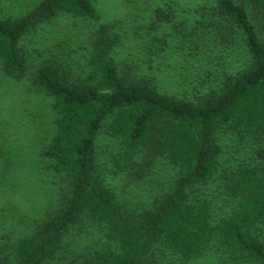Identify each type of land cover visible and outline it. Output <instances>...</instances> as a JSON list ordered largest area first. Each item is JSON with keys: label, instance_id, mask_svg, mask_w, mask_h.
<instances>
[{"label": "trees", "instance_id": "16d2710c", "mask_svg": "<svg viewBox=\"0 0 264 264\" xmlns=\"http://www.w3.org/2000/svg\"><path fill=\"white\" fill-rule=\"evenodd\" d=\"M200 9L197 14L207 21L196 18L189 32L197 34L206 23L213 42H241L244 66L181 98L123 72L108 25L100 26L92 44L97 82L69 79L52 61L31 72L24 38L59 14L94 18L92 0H41L20 18L0 19L1 69L16 80L30 73L32 85L50 99L54 133L42 156L70 187L64 206L17 243L12 260L0 246V264L54 261L64 238L84 220L105 227L111 248L94 251L83 264H150L148 258L164 252L191 261L212 248L229 264H264V0H216ZM255 13L261 15L260 30ZM101 132L120 140L129 155L147 148L175 170L170 189L140 215L126 213L99 168ZM223 136L236 144L250 138L257 147L250 164L233 161L223 176L230 209L215 220L198 193L217 173Z\"/></svg>", "mask_w": 264, "mask_h": 264}, {"label": "rangeland", "instance_id": "374dc122", "mask_svg": "<svg viewBox=\"0 0 264 264\" xmlns=\"http://www.w3.org/2000/svg\"><path fill=\"white\" fill-rule=\"evenodd\" d=\"M41 0H0V19L20 18ZM95 17L82 19L59 14L23 40L31 72L52 61L72 80L97 82L92 66V44L102 25L117 37L113 56L123 72L145 77L169 97H192L214 86L225 75L244 66V45L239 41L213 42L209 28L195 26L201 9L216 0H92ZM202 12V11H201ZM260 30L261 15L252 16ZM91 78V79H90ZM55 112L51 101L31 82L7 77L0 65V246L12 260L20 240L29 238L42 221L66 203L70 187L64 174L54 172L42 156L54 133ZM222 141L223 156L217 173L199 188V197L210 203L216 220L228 213L224 175L234 165L252 161L257 142ZM97 160L108 185L128 215H140L155 198L168 191L175 170L161 156L145 148L129 155L120 140L101 132ZM106 229L84 220L64 238L54 261L45 264H83L94 251L111 248ZM191 261L162 253L150 264H229L215 248ZM226 262V263H225ZM2 264H6L2 263Z\"/></svg>", "mask_w": 264, "mask_h": 264}]
</instances>
